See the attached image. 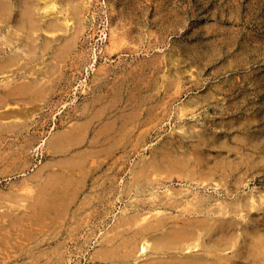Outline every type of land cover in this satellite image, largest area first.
Wrapping results in <instances>:
<instances>
[{"label":"rangeland","instance_id":"obj_1","mask_svg":"<svg viewBox=\"0 0 264 264\" xmlns=\"http://www.w3.org/2000/svg\"><path fill=\"white\" fill-rule=\"evenodd\" d=\"M192 208L264 264V0H0V264H123Z\"/></svg>","mask_w":264,"mask_h":264},{"label":"bare ground","instance_id":"obj_2","mask_svg":"<svg viewBox=\"0 0 264 264\" xmlns=\"http://www.w3.org/2000/svg\"><path fill=\"white\" fill-rule=\"evenodd\" d=\"M9 95L18 97L21 96V91L15 90L8 93V97ZM51 202L52 204L42 203L41 217L58 209L56 197L52 198ZM204 213H208V211ZM201 214L202 211L192 208L187 209L186 214L182 215L184 217H179L180 219L178 218L179 220L172 224L167 223V220H162L161 217L146 226L143 224L149 221L148 218H143L140 222L136 221L137 226L133 224L132 227H138L140 224L142 227L135 230L133 237L122 245H125L121 249L122 251L111 248L101 258L103 261H117L123 264L131 263V259L135 256H140L136 260L146 258L145 262L137 264H241L238 260L239 255L231 256L230 253H227L230 249V240L226 238L225 234L230 229V225L225 221L211 219L207 215L200 219ZM156 216H160V213H157ZM170 225L171 227H169ZM217 232L223 235L215 238ZM153 233L156 234L153 235ZM261 247H263L261 241L252 245L249 254L255 260L259 257L258 252Z\"/></svg>","mask_w":264,"mask_h":264}]
</instances>
